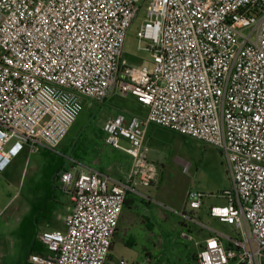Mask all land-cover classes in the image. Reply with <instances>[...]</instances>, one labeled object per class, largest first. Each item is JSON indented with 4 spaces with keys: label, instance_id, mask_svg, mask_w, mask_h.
Here are the masks:
<instances>
[{
    "label": "built area",
    "instance_id": "built-area-1",
    "mask_svg": "<svg viewBox=\"0 0 264 264\" xmlns=\"http://www.w3.org/2000/svg\"><path fill=\"white\" fill-rule=\"evenodd\" d=\"M145 1L0 0V173L25 148L56 152L84 99L102 103L119 88L148 108L143 119L119 114L103 124L105 144L132 159L124 178L60 173L73 203L65 231L41 232L47 253L30 262L106 264L127 197L145 198L140 189L158 181L144 146L154 124L216 146L226 161L232 188L208 213L238 237L226 247L209 229L196 263L264 264V0H151L137 32L151 69L123 62ZM193 196L189 208L200 210L202 195ZM188 233L181 237L194 241Z\"/></svg>",
    "mask_w": 264,
    "mask_h": 264
},
{
    "label": "rangeland",
    "instance_id": "rangeland-1",
    "mask_svg": "<svg viewBox=\"0 0 264 264\" xmlns=\"http://www.w3.org/2000/svg\"><path fill=\"white\" fill-rule=\"evenodd\" d=\"M150 1L143 2L128 30L123 55V62L128 66L152 68L151 53L139 50L137 41V32L146 17V7ZM86 103L95 105L97 112L91 106L87 108L84 103L77 124L56 152L41 150L40 154H30L29 149L25 148L0 173V208L4 209L0 219V264H24L26 261L32 236V228L27 222L32 219L33 205L41 203L48 196L45 187L48 177L53 171L62 170L60 159L66 161V154H69L68 158L81 161L85 167L92 165L98 168L106 163L103 150L106 153L110 151L109 147L104 146L101 132L105 118L116 113L139 117L147 114L146 107L131 94H123L119 88L109 94L105 105L89 99ZM144 146L149 149L148 161L158 168V181L149 188L140 189L145 196L136 198L140 208V224L130 232L119 233L106 264H121V261L124 264H195L191 260L199 250L196 242L209 236L210 230L229 238L238 237V231L233 226L210 217L207 210L212 205H225L223 194L232 188L226 161L219 148L193 138H183L157 125L150 126ZM186 164L190 166L189 174L183 172ZM51 167L54 169L50 170ZM55 180V210L48 218H39L38 224L32 219L39 230L36 236L38 242V235L45 230L64 232L65 217L72 210L70 194L61 191L58 177ZM193 194L202 195V209L192 211L189 208ZM183 213L199 219L208 229L202 228L200 234H192L189 231L191 225L182 216ZM145 217L152 218V233L141 229V220ZM25 221L26 225L23 226ZM185 231L195 240L182 238L181 233ZM129 236L133 244L127 245ZM224 240L228 244V240Z\"/></svg>",
    "mask_w": 264,
    "mask_h": 264
},
{
    "label": "crops",
    "instance_id": "crops-1",
    "mask_svg": "<svg viewBox=\"0 0 264 264\" xmlns=\"http://www.w3.org/2000/svg\"><path fill=\"white\" fill-rule=\"evenodd\" d=\"M109 97V96H108ZM107 97V98H108ZM107 98L105 99V101H103L102 103H99L100 105H105L106 104V100ZM86 100L87 99H84V103H85V106L90 107V103H86ZM91 109L94 110L95 112L96 109H95V105L94 106H91ZM147 109V114H148V108ZM119 114H125V113H116V114H112V115H109L107 116L105 119H109V118H112V117H115ZM147 114L143 117H139L137 115H134V114H125L126 116L128 117H132V116H137L139 118H145L147 116ZM79 119V118H78ZM78 121V120H77ZM76 121V122H77ZM75 122V124L73 126H75L77 123ZM151 125H154V124H149L146 126L145 128V139H146V135L148 134L149 132V129H150V126ZM72 129V128H71ZM71 131V130H70ZM69 131V132H70ZM101 132H102V136H103V140H104V133L102 131V128H101ZM69 134V133H68ZM179 135V134H177ZM68 136V135H67ZM181 136V135H179ZM183 138H187L185 136H181ZM66 139V138H65ZM64 139V140H65ZM147 141V140H146ZM105 142V141H104ZM146 143V142H145ZM148 143V142H147ZM61 145V144H60ZM147 145V144H146ZM104 146H107L110 148V151L108 153L104 152L103 150V156L106 154H108V156H110L109 158H105V161L106 163H102L101 165L98 166V168H94V166H88V167H85L82 165V162L79 161V160H74V159H71V158H68V155L69 154H66L67 155V158L68 160H71L72 162H69L66 158V161H65V167L68 171H71L73 172V174L75 173V176H78L82 173H87V172H90V171H98V172H101L111 178H118V179H122L124 178L127 173L129 172V170L131 169V166H132V159L131 157H129L128 155H126L124 152L122 151H119V150H116L106 144H104ZM148 146V145H147ZM149 147V146H148ZM67 152V151H65ZM41 152H38L36 154H40ZM106 153V154H105ZM81 167H83L84 169H82ZM138 196L134 195V194H131L127 197V200H126V203L124 205V208H123V211H122V214H121V217H120V221H119V226H118V229L116 231V234L114 236V239H113V243H112V249H113V246H114V243H115V240L117 238V236L119 235V233L121 231H126V232H130V230L132 228H134L135 226L139 225L140 224V219L141 218H138V211L140 210L138 204H137V198ZM144 205L148 206L149 204H145L143 203ZM137 205V206H136ZM214 206V205H212ZM72 207H73V203H72ZM203 207V205H202ZM202 209V208H201ZM209 209V208H208ZM207 209V210H208ZM132 211V212H129ZM128 211V212H127ZM136 215V216H135ZM153 216V215H152ZM135 217V218H134ZM152 218H149V217H145V218H142L141 222L143 224V226L141 227V229L144 231V230H148L150 233H152L153 229H151V227L153 226L152 223L150 222ZM189 231L192 232V234H200V232L202 231V228L198 227V226H194V225H191L190 228H189ZM215 231V230H214ZM221 234V233H220ZM211 236V232L209 233V236H207L206 238L202 239L201 241H198L196 242V245L199 247V250L198 252L200 251V249L204 246L205 244V240H207V238H209ZM225 237L222 238V242L223 244L226 246V247H229L230 246V241L228 240L229 237H227L226 235H224ZM131 237L129 236V241L127 242V245H130V244H133V241L132 239H130ZM148 238V237H146ZM224 239H227L228 240V244H226L225 240ZM111 249V251H112ZM111 251H110V255H109V258L111 256ZM197 252V254H198ZM196 254V255H197ZM196 255L193 256V260H191L192 262H194L195 264L196 263ZM188 262H190L189 260H187Z\"/></svg>",
    "mask_w": 264,
    "mask_h": 264
},
{
    "label": "trees",
    "instance_id": "trees-1",
    "mask_svg": "<svg viewBox=\"0 0 264 264\" xmlns=\"http://www.w3.org/2000/svg\"><path fill=\"white\" fill-rule=\"evenodd\" d=\"M107 155V154H106ZM109 158L110 156H105V158ZM62 161V166L60 169H62L60 172H58L59 170H55L51 173V175L48 177V184H45V187L48 189V196L40 203H36L35 205H33V210H32V219L36 220L37 224L39 221V218H48V216L55 210V203H57V200L54 196V183L57 182L55 180V177H58V180L60 179V173L63 171H66L67 169L65 168V161H63L62 159H60ZM54 168L51 167L50 170H53ZM55 176H52L54 175ZM61 191H63V188L61 187ZM64 192V191H63ZM32 219H28V225L32 228V232H30L32 234V236L30 237L31 243L29 244V252H28V257L26 258V261L24 262V264H32L30 262V256L33 254H40V255H44L47 253V249L36 240V236L38 233V229L37 227L35 228V226L33 225V221ZM26 225V221L23 224V226ZM28 229V227H27ZM113 243V242H112ZM111 249H112V245H111Z\"/></svg>",
    "mask_w": 264,
    "mask_h": 264
}]
</instances>
